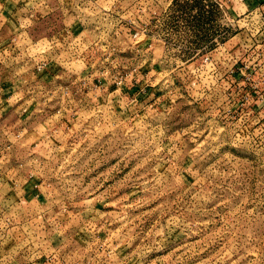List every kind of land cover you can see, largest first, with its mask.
Wrapping results in <instances>:
<instances>
[{
	"label": "rangeland",
	"instance_id": "rangeland-1",
	"mask_svg": "<svg viewBox=\"0 0 264 264\" xmlns=\"http://www.w3.org/2000/svg\"><path fill=\"white\" fill-rule=\"evenodd\" d=\"M64 5L2 34L0 107L9 81L30 114L0 112V176L41 198L22 246L64 240L53 264H264V111L239 80L264 71V19L237 0Z\"/></svg>",
	"mask_w": 264,
	"mask_h": 264
},
{
	"label": "crops",
	"instance_id": "crops-1",
	"mask_svg": "<svg viewBox=\"0 0 264 264\" xmlns=\"http://www.w3.org/2000/svg\"><path fill=\"white\" fill-rule=\"evenodd\" d=\"M63 1L68 2L69 0H56V5L51 7L48 6V0H0V16L1 19L4 18L0 24V47L3 48L5 46L2 36L4 31L10 34H14L17 30L19 31L21 26H23L21 24V17L23 16L38 20L48 17L54 10L59 11L61 14L65 11L66 14V5H64V7L62 6ZM246 5L249 11L258 10L262 11V14H264V0H247ZM74 13L76 12L74 11ZM64 19L66 20V15ZM29 23L34 24L35 22L28 20V26H30ZM80 26H82V24L70 25V29L67 28L65 31L69 30L72 34H78ZM24 33L25 31L19 33L18 36ZM46 68H48V65ZM12 84L13 83L6 81L1 85V97L4 102L0 107V112L6 113L8 110V113L19 115L18 117H20L19 119L21 120L20 115L24 113L30 114V112H28L29 107L27 108L26 104L21 101V97L17 98L18 94L14 92L15 87ZM29 178L30 177H28V179ZM28 186L29 187H17L15 183H8L0 176V264H47V260H49L50 257L55 258L57 261L58 259L62 261L67 257L66 253L68 249H65L63 245L64 240L62 241V239H57L58 242L54 238H50V245L46 247L45 250L40 249L39 251H35L29 247L22 246L21 235L30 237L34 234L32 231V224L33 221L38 220L35 219L38 218V216L34 217V219H23L22 214L24 215L26 209L23 202L27 200L25 202L26 204L35 206L41 204V198L37 193L38 185L35 186L31 183ZM46 214V212L39 214L40 218H45L44 216ZM58 224L61 225L64 223L59 221Z\"/></svg>",
	"mask_w": 264,
	"mask_h": 264
},
{
	"label": "built area",
	"instance_id": "built-area-1",
	"mask_svg": "<svg viewBox=\"0 0 264 264\" xmlns=\"http://www.w3.org/2000/svg\"><path fill=\"white\" fill-rule=\"evenodd\" d=\"M239 3L242 4H246L247 0H237ZM259 13V15L261 16V18L264 19V14H262V11H254ZM251 14V13H250ZM262 23V22H261ZM264 23V22H263ZM262 26V25H261ZM65 33H69L68 31H65ZM248 61V60H247ZM243 62V63H242ZM242 62L240 63L243 68H240L239 70H249L250 65L252 63H245L246 60H242ZM37 70H40V67H38ZM253 68L250 69V71L252 72ZM259 70V69H258ZM260 71V70H259ZM251 74L245 75V74H241L240 76V91H241V95L243 97V103L246 106H252V108L254 109V111H264V107H261V104L264 103V71L262 72V74H256L253 76H250ZM261 82L263 84H261ZM243 107V105H242ZM244 109V107H243ZM249 112H252L251 110H249ZM255 124H257L256 126L260 125L259 121H256ZM47 264H53V261L51 259L47 260Z\"/></svg>",
	"mask_w": 264,
	"mask_h": 264
}]
</instances>
